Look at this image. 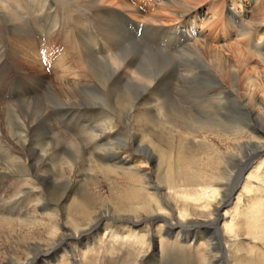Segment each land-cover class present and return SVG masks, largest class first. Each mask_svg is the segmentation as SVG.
Listing matches in <instances>:
<instances>
[{
    "label": "bare ground",
    "instance_id": "obj_1",
    "mask_svg": "<svg viewBox=\"0 0 264 264\" xmlns=\"http://www.w3.org/2000/svg\"><path fill=\"white\" fill-rule=\"evenodd\" d=\"M157 1L161 0L154 1L156 13H147L142 31L151 33L158 43L148 49L149 45L145 47V43L132 36L131 47L118 56L109 57L111 49H121L122 31L117 23L136 35L139 24L132 29L125 15L137 18L140 8L134 3L138 1L115 2L119 9L112 10L109 16L96 13L98 7L110 3L109 0H85L88 3L85 9L92 10L93 18H97L92 22L100 35L102 50L107 52L106 57L91 63V48L98 39L95 41L86 31L87 20L70 19L68 22L74 23H71L73 31L79 39L85 70L78 73L76 81L57 87L39 83V97L16 104L19 108L31 105L26 117L34 121L28 123L23 133L17 135L7 123L3 125L10 145L18 146L11 149L27 153V162L23 165L1 151L0 177H6L4 169L7 167L8 171L19 168L14 175L24 170L22 176L32 175L39 180L37 170L42 168L45 175L41 181L47 188L28 187L24 183L27 187L22 184L16 195L3 202L9 203L11 208H0V234L9 229L7 235L11 242L1 249L0 264H229L222 253L224 246L220 239L221 233L223 236L227 232L235 241V248L238 245L245 251L243 263L264 264V238H258L264 237V220L261 221L264 208L259 207L257 211L251 205L242 210L238 207L240 202L236 203L233 214L226 208L241 183V174L254 163L258 165L247 175L246 182L257 178L264 184L261 174L264 172V129L262 127L263 135H253V127L234 124L232 116L223 111L227 101L237 97V92L224 83H237L240 70L227 71L226 68L210 75L201 59L204 50H213L206 44L207 38L219 24L226 22L228 29H240L241 35L247 37V46L263 59L264 41L256 40L254 32L244 28L243 20L249 10L245 2L258 4L264 0H230L226 8L228 19L211 0L203 7H197L203 0H165L161 6ZM190 1L196 3L194 7ZM38 2L39 15H34L30 8L22 5V0H0V17L13 32L23 28L22 35L26 37H29L25 34L29 26L41 34V21L49 24L47 34L56 29L61 32L66 22L57 15L59 8L49 4L52 0ZM173 9H177L178 14H174ZM28 17H32L34 26H27ZM175 17H179L180 22L165 29L171 25L169 19L174 21ZM199 23L203 30L197 33ZM256 30L259 32L261 28ZM157 35L162 38L158 39ZM88 40L95 42L88 45ZM195 62L199 63L196 67ZM245 73L243 77L249 79L250 73ZM203 78L209 79L212 86L200 93L197 82ZM43 86H46L44 90ZM197 94L201 96H195ZM237 103L242 106L239 100ZM244 106L246 108L242 106L241 110H248L249 106ZM95 110L105 113L97 117L101 123L87 116ZM61 114L66 115L68 121L64 130L58 132L61 139L58 137L56 142L51 132L42 129L44 123L56 118L54 115ZM40 130L44 134L35 146L32 136ZM213 141L224 142L243 153L234 160L236 170L230 169L228 179L222 173L215 178L212 176L214 169L223 170L219 167L221 162L215 160L217 152L209 148ZM194 145H198L197 149L204 155L202 161L195 157ZM26 147L32 150L27 152ZM139 155L146 158L149 169L142 170L135 165L133 159ZM257 160H261L260 163ZM82 184L92 185L94 190L104 184L109 194L103 199L100 194L88 198L79 190ZM247 187L245 185V189ZM73 194L77 199H72ZM166 196L169 203L164 202ZM26 197H33V204L25 206ZM209 203H214L210 216L198 218V210ZM32 208L45 217L41 223L30 216ZM62 210L64 215L59 216H66L65 223L58 228L49 225L52 222L48 219ZM44 220L47 221L43 223ZM13 221L15 224L11 225ZM244 226L250 229L237 242L239 228ZM38 230L40 235H46L44 241L33 238ZM251 247L253 250L249 251Z\"/></svg>",
    "mask_w": 264,
    "mask_h": 264
},
{
    "label": "rangeland",
    "instance_id": "obj_2",
    "mask_svg": "<svg viewBox=\"0 0 264 264\" xmlns=\"http://www.w3.org/2000/svg\"><path fill=\"white\" fill-rule=\"evenodd\" d=\"M22 1H23L22 5L30 8L29 11L32 10L31 13H33L34 15L36 14L39 15L38 14L39 13L38 0H22ZM128 1L131 3L138 1L134 4H135V7L140 8L139 9L140 12L136 18L137 21L134 18V15L131 18L129 17L131 16L129 14H128L129 16L125 15L131 21L132 29L134 28L135 25L137 26V24H139L137 33L135 35L131 33V31L125 29V26H122L120 22L117 23L118 24L117 27L118 28L120 27L119 29L122 31V37L119 38L120 39L119 42L121 43V49L120 50H117L116 48L111 49L110 52H108L109 57L118 56L124 50L131 47L133 43L132 36H136L137 40H141L142 43H145V47L147 46L148 48V45H149L150 48L148 49H151V47L155 46L158 43L151 33L142 31V28H144L145 26L144 24L147 23L145 21V16L147 15V13H156V9L154 7L155 0H128ZM211 1L214 3V6L218 8L219 12L224 15V18L228 19V13L226 12V8L230 4L229 3L230 0H223V1L222 0H211ZM109 2L110 3H105V4H102L101 7H98L99 10H97L96 13L97 14L100 13V15H103V13L104 15L108 13L107 15L110 16L112 15L111 14L112 10L119 9L117 5H115V2L126 3V0H109ZM208 2L209 0H203V3L199 4L197 7L206 6ZM164 3H165V0L157 1V4L158 5L160 4V6L164 5ZM190 3L192 5L191 7H194L196 4L194 1L192 2L190 1ZM29 4L31 6H29ZM49 4L54 5L57 8H59L57 15L60 16V20L66 22V24H63L64 29L61 32H59V30L56 29L55 31L47 34L49 24L45 25V23L41 21L40 22L41 25L39 24V26L42 32L39 35L38 32H36L35 28L32 29L29 26L31 24H33L34 26L35 24L32 20V17H28L27 26H29V29L31 28L30 29L31 32L29 31V29L27 30L25 29L26 31H28V32L25 31V34L29 36V37H26L22 35L23 28L17 29V33L13 32V29L9 28V25L6 22V20L0 17V66H2L0 67V69L2 68V70H0V152L4 151L1 154L5 153L7 155L9 153L12 157L18 159V161L21 162L23 165H25L24 163L27 162L26 161L27 153L25 154L24 152H21L19 150L11 149V147L18 149V146L15 144L10 145L9 134L4 126L8 125L7 127L12 129V133L14 132L15 134L18 135L19 133L24 132V129L26 128V126H28L29 122H33L34 120L26 117V112L31 106L30 104H24L23 107L21 106L20 108L16 104L20 100L29 101L30 99L34 100L35 97H39L38 87L43 82H45L46 83L45 85L47 86L51 85L52 87H57L59 84H62V83L64 84L66 82L76 81L78 79L77 77L79 76L78 73H81L85 70V67H84L85 62L82 58V54L80 53L81 50H80L79 41H78L79 39L75 35V32L73 31L72 24L74 23H72V21L71 22H68V21L70 19L75 20V17H76L75 21L78 20L77 17L87 20L88 23L84 24V27H86V31L91 33L90 36L93 37L95 41L98 39L99 43L97 42L96 46L91 48V52H90L91 63L92 62L94 63V62H97L98 60L103 59V57H106L105 53H107V52H104V49L102 50L100 35L98 32H96V30H94L95 24L93 22H96L95 20L97 18L96 19L93 18L92 10L85 9V7L88 8V3L85 2V0H77V1L76 0L74 1L72 0H52V2ZM244 5H246V7H248L249 9L248 11H246L245 17L243 20L244 28L247 27L248 31L250 32L253 31L254 33L253 32L252 33L253 35H255L256 40L260 38L261 40L264 41V35H263L264 34V1L258 2V4L257 3L255 4L253 2L252 3L245 2ZM220 6H223V7H220ZM148 7H151V9H147ZM173 11H174V14L175 13L178 14L177 9H173ZM90 15L91 17H89ZM64 18L66 21L64 20ZM23 19L25 20V18ZM169 21H170L169 24H171L172 26L170 25V26L165 27V29L167 28V30L177 25L180 22V19L179 17H175L174 21H173V18L169 19ZM67 22L70 24H67ZM14 24L15 23L11 25H14ZM226 24H228V22L219 24L216 30L207 38L206 44L211 48V50L212 49L213 50L210 52H207L204 50L202 52L201 54V59L203 61L202 63L206 65L205 67L207 69V72L210 75L220 72L221 69L225 70L226 68H227V71L231 70L232 68L240 70L239 71L240 80H237V83L235 84H231L228 82L224 83V86H226L230 90L233 89L231 91L237 92L236 93L237 97L232 98L231 100L227 101L226 106L223 108V111L225 113L226 112L229 113L230 117L232 116L231 118L234 124H238V125L247 124L248 126L253 127V130H251V131H255L253 135L260 136V135H263L262 127L264 129V58L262 59V57L259 56L260 54H254L252 48H249V46H247L248 42L245 41L247 40L246 39L247 37L241 35L240 32L242 31L240 29L236 27H233V29L232 27H230L228 29ZM152 25L155 26V24H152ZM162 27L163 26H161V28ZM17 28H18V25H17ZM258 28H261V31L257 32L256 29ZM165 29H161V31L166 32ZM200 29L203 30V27L199 23L196 27L197 33L201 31ZM123 33H124V37H123ZM66 36L68 37L66 38ZM156 37L158 39L162 38L160 35H157ZM124 38H127V39H124ZM94 40L93 41L88 40L90 42V44L88 43V45L93 44L95 42ZM191 41L194 43V40H191ZM67 42L69 44H67ZM161 44L164 45L163 40L161 41ZM70 45H71V48H70ZM75 45H77V47H74ZM178 47L179 46H176V48ZM97 48L98 49L100 48L101 50L97 51L98 50ZM262 52H264V44L262 46ZM100 53H102L103 56H100L99 55ZM243 54L244 55L246 54V55L244 56ZM197 64L199 63L195 62L194 67H196ZM245 71L250 73L249 79H247L246 77H243L244 74H246ZM202 73H203V70H202ZM129 74H131V72ZM39 83L41 84L39 85ZM32 84L35 86L33 87ZM197 85H198V89L200 93L202 90H206L208 89V87L212 86L209 79L207 80L206 78H203L201 79V81L197 82ZM250 85L252 86L250 87ZM45 88L46 86H43V90ZM195 96H201V94H197ZM238 100L242 103V106L244 108H246L244 105L249 106L248 110L246 111L241 110L242 106L238 105L237 103ZM196 105L195 106L199 108V100H197ZM100 114L105 115L103 111L95 110L94 112L91 113V116L88 114L87 116L88 118H91V119H95V118L97 119V117L100 116ZM54 116H56L57 119L54 118L53 120H49L48 122L44 123V128L42 130H47L48 133L51 132L53 134V138L56 140V142H58L57 139L59 138L61 139L58 132L61 130H64L63 126L67 125L65 123L68 121L67 119L68 117H66V115L64 114H61L60 116H57V115H54ZM92 116L95 118H93ZM64 119H65V122H64ZM97 120L99 121L100 117ZM41 121L42 120H39L40 123ZM8 122L10 124H8ZM101 122L102 121L100 120L99 123ZM71 124H73L72 126L76 125L75 123H71ZM42 134H44V131L42 133V131L40 130V132L32 136L33 144L35 146L39 145L38 144L39 139L42 136ZM52 134H51V137H52ZM223 143L224 142H221V141H213L209 143V148L215 151V153L217 152L214 155L215 160L218 161V163L221 162V165L219 164V167L221 166L223 168V170L221 171L218 169H214L212 173L213 178H215L217 174L222 173L224 178L228 179L229 174L232 171L236 170V167H234L236 164L234 160L238 156L241 157L243 154V153H240L241 151H239V149L236 150L235 148L230 147L226 145L225 143L224 144ZM186 147H189V145H187ZM197 147L198 145L193 146L194 153L196 154L195 157L198 160L202 161L204 158V155L200 152L199 148L197 149ZM26 150L27 152H29L32 149H30V147L29 148L26 147ZM184 150H187V148H185ZM221 157H223L222 160H220ZM215 160L213 161L211 160V161L214 162ZM257 161H259L260 163L261 160H257ZM133 162L135 163V165H137L142 170L149 169L148 162L144 156H140V155L136 156L133 159ZM213 164L216 165L217 163L214 162ZM257 165L258 163H254L251 167L243 171V173L241 174V183L239 184V186L237 185L236 193L231 199L230 204L226 207L230 211V214H233L234 212L233 210L237 202H240L238 207L242 210L243 209L247 210V208H249L251 205H253V207H256L257 211L259 210V207L264 208V184L261 183L257 178H251L248 180V182H246L247 175L254 168V166H257ZM1 168L3 171V166L0 165V170ZM17 169L19 168L10 169V171H8L6 167V169H4V172L6 171L5 173L7 174L6 177L5 176L3 178L0 177V201H1L0 208H3V207H5L6 209L11 208V206H9V203H3V202L7 201V199L9 200L10 198L9 196L12 197L13 195H16L19 192V189H21L23 185H25L26 187L27 185L28 187L30 185L31 187L33 186L34 188H40L42 190L47 188L46 187L47 185L42 184V181H41L43 178V175H45L44 174L45 171H43L42 168H40V170L39 169L37 170L40 173L39 180L36 179V177L32 175L22 176L24 173L23 169H21L23 170V172H20L18 176L14 175L15 172H17ZM259 173L257 174V176L259 175ZM261 174L264 175V172L262 171ZM75 180H78V178ZM24 183H26L27 185ZM104 184H101V187L98 190H94L92 185L89 186L87 184L85 185L82 184L79 190L82 192L83 195H85L88 198H94L95 196L99 194L101 198L102 197L104 198L105 196L109 194L107 193L106 187ZM245 185L248 186L246 189H245ZM219 187L220 186H218L217 189L221 190V188ZM49 188L50 187L48 186V190ZM73 188H76V187L73 185ZM48 190H46L45 192H48ZM219 194L220 193L218 192V195ZM167 195L169 196L172 194H167ZM71 196H72V199H77V196L75 194ZM74 196L76 198H73ZM30 198L31 197H26V199H24L26 200L25 206H28L29 204H33L32 203L33 197L31 199ZM43 198L45 197L43 196ZM164 202H168L167 196ZM213 204L214 203H209L207 205L208 208L206 207L204 209L202 208L201 210H198L197 217L201 219H204L205 217L208 218L213 208ZM65 209H67V207ZM30 210H31V212H29L30 216L36 218L37 220H39V222L45 218V217H42V215H40V212L33 210V208ZM64 210H62V212L57 213L58 215L53 214V218L48 219V220H51L52 222V224L49 223V225H53L55 228H58L59 225H62V223H65L64 219L66 216H63L62 218H60L59 216L60 214L64 215L63 213ZM222 211H221V215L223 214ZM193 219L197 221V219L195 218ZM247 219L248 218H246V220ZM229 220L230 219L228 218L227 221ZM262 220H264V216L261 218V221ZM45 221L47 220H44L43 223H45ZM201 221L202 220H199V223ZM12 224H15V221L11 222V225ZM239 229H240V233H239V238H237L236 240L237 242L243 239L241 235L246 236L245 234L249 231L250 227L244 226ZM251 229L253 231L252 227ZM262 232H264V225H263ZM7 234H9V229L6 232L0 234V251L3 247L6 248L11 242V237H9ZM221 237L222 238L220 239L224 246V250L222 251V253L224 252L225 258H227V261L229 262V264H245L243 263L246 257L244 253L245 251H242V249L238 245L235 248V246L233 245L235 244V241H232L231 234H228L227 232L225 235L223 234L222 236V233H221ZM33 238H35L38 242L40 240L44 241V239L46 238V235L45 234L40 235L39 230H38L33 235ZM258 238L259 240H261L264 237L259 236ZM250 239L252 238L250 237ZM252 250H253V247H251L249 251H252ZM213 252L215 253V251ZM17 255L21 257L19 252H17Z\"/></svg>",
    "mask_w": 264,
    "mask_h": 264
}]
</instances>
